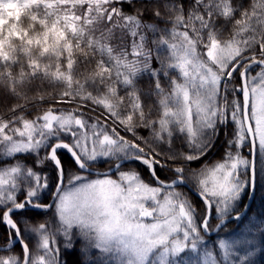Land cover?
Returning a JSON list of instances; mask_svg holds the SVG:
<instances>
[{"label": "snow or ice", "instance_id": "1", "mask_svg": "<svg viewBox=\"0 0 264 264\" xmlns=\"http://www.w3.org/2000/svg\"><path fill=\"white\" fill-rule=\"evenodd\" d=\"M13 3L19 16L5 17ZM144 12L0 0V251L21 247L0 264H65L58 237L115 264H252V220L220 233L244 224L264 175V0H154V24Z\"/></svg>", "mask_w": 264, "mask_h": 264}, {"label": "trees", "instance_id": "2", "mask_svg": "<svg viewBox=\"0 0 264 264\" xmlns=\"http://www.w3.org/2000/svg\"><path fill=\"white\" fill-rule=\"evenodd\" d=\"M154 2V0H135V5L136 8H140L142 10H145L144 12V21L146 23H155V20L153 19L151 15V5ZM192 3V0H185V10H188L189 5ZM13 6H17L15 3L12 4ZM124 10L126 12H134V9L129 6V5H123ZM16 12L12 14L11 17H18L20 14V9L16 8ZM159 27H170V25H165L161 23ZM156 35H159L157 33ZM155 37L151 32L148 33L147 40H148V45L149 47L153 48V56L155 57L158 53L161 55H166L167 54V49L166 48H160L156 49V46L151 43V41ZM126 44L130 45L131 44V38L126 39L125 41ZM154 66H159L158 62L155 61L154 59ZM162 83L167 87V80H162ZM137 87L142 89L143 91L147 92L150 88V80L148 76H142L137 80ZM124 90H120V95H124ZM148 99V98H146ZM154 99V98H152ZM148 102H151L149 100ZM8 105V99L7 97L3 94L0 93V112H2L3 108H6ZM57 107H63V108H68L70 106L68 105H57ZM139 131L143 135H147V130L146 129H139ZM176 146L179 148L182 146L181 141L177 140L176 141ZM223 149V144L221 142L220 145L217 146V148L209 154L207 157V161L209 164H212L216 161H219L222 159V152ZM246 153V149L244 150ZM28 163H31V159H29ZM105 167H107L105 169ZM110 165L107 163H101L96 166L95 169L97 170H107L109 169ZM165 176L168 175V173L165 171ZM163 176V174H162ZM248 198V197H247ZM247 198L244 200V204L246 203ZM31 215V213H30ZM31 219L33 223L39 222L43 219V217L39 215H32ZM248 220H252L254 222V226L251 227V234L256 237L255 240L252 241V244L254 247L251 249V251L248 253L250 260L252 261V264H264V236L261 235L260 232V226L264 224V175H262L258 181L257 187H256V194L255 198L253 200L252 206L247 213V218L244 221L243 225H236V224H228V226L223 230V232L220 233V236L222 238H229V237H235L240 234V230L242 228H245L248 225ZM8 239V237L5 235V230L3 227H0V245H5V240ZM26 240L27 243L29 244V247L32 248L35 251V237L26 234ZM58 240L61 245V256L62 260L65 262V264H69L68 260L69 257L73 259V264H97V256H98V250L96 249H86L83 248L82 244L79 243H74V247L72 248H64V241L62 237H58ZM209 247H211V244H209ZM88 250V251H86ZM11 251L17 252L15 253L16 255L21 254V249L18 246L14 247ZM2 252L0 251V254ZM245 255L244 252H238L237 256H242ZM75 257V259L73 258ZM87 260L88 262H85Z\"/></svg>", "mask_w": 264, "mask_h": 264}, {"label": "rangeland", "instance_id": "3", "mask_svg": "<svg viewBox=\"0 0 264 264\" xmlns=\"http://www.w3.org/2000/svg\"><path fill=\"white\" fill-rule=\"evenodd\" d=\"M16 8L19 9L18 6H13V5H11L10 7H5L4 9H2L3 15L5 17H11L12 14L17 11ZM252 75H255V73H253ZM106 168L107 167H105V169ZM125 170H127V169H125ZM162 174H163V176H165L166 173L163 172ZM100 178H103V177L101 176ZM113 178L116 179L117 177L116 176H113ZM74 243L82 244L83 248H86V249H89V250L90 249H95V248H93L91 246H87L84 241L79 240V239H77ZM18 245L19 244H17L16 246H18ZM16 246H14V247H16ZM19 247H20V245H19ZM20 249H21V247H20ZM86 251H88V250H86ZM1 252L2 253L0 254V256L16 255L15 253H17V252H13V251H10V252L1 251ZM196 255L197 254L185 253V259H188L189 257H191L192 259H195L196 258ZM73 258L75 259V257H73ZM72 260L73 259H71L69 257V260H68L69 264H73V261ZM96 260H97V262H96L97 264H115V259H114V257L111 254H103L99 250H98V256H97V259ZM85 262H88V261L85 260Z\"/></svg>", "mask_w": 264, "mask_h": 264}, {"label": "water", "instance_id": "4", "mask_svg": "<svg viewBox=\"0 0 264 264\" xmlns=\"http://www.w3.org/2000/svg\"><path fill=\"white\" fill-rule=\"evenodd\" d=\"M96 172H99V173H103V172H106V171H98V170H95ZM108 171V170H107ZM255 193H256V190H255V192H254V194L253 193H250L249 194V197H248V199H247V201H246V203H245V205L247 206V208H248V211L250 210V208H251V205H252V202H253V200H254V197H255ZM248 211H247V213H248ZM17 245V244H16ZM15 245V246H16ZM5 246H0V248H4ZM13 248V247H12Z\"/></svg>", "mask_w": 264, "mask_h": 264}]
</instances>
